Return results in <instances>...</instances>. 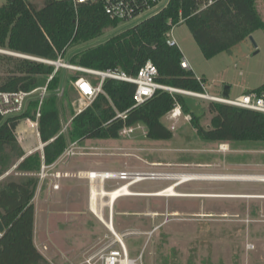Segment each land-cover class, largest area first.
Masks as SVG:
<instances>
[{"label": "rangeland", "instance_id": "1", "mask_svg": "<svg viewBox=\"0 0 264 264\" xmlns=\"http://www.w3.org/2000/svg\"><path fill=\"white\" fill-rule=\"evenodd\" d=\"M6 1L0 0V5ZM34 1L39 5L42 2ZM256 6L264 19V0H257ZM149 14L146 12L129 22H120L107 28L99 37L69 46L64 57L60 58L61 62L77 66L69 62L72 55L104 42ZM250 35L252 39L248 36L230 50L205 58L186 24L175 25L170 32L195 76L204 79V90L209 92L208 95L222 96L227 85L229 98L255 91L264 84V31L257 29ZM0 53L22 54L2 48ZM58 58L47 60L56 61ZM53 66V73L59 68L64 70L63 91L56 93L62 130L66 125L64 122L71 118V112L75 113L72 103L87 106L75 90L70 75L79 74L95 85L101 79L89 71ZM6 68L5 62H0V82L6 75ZM184 97L189 107L199 114L200 123L208 125L213 115L208 109V96L184 94ZM174 108L180 111L177 118L171 115ZM174 108L162 119L173 131L171 138L150 139L145 135L144 124L138 122L133 125L131 133L120 134L117 138L77 140L76 150L103 154L72 155L70 160L81 165L91 163L88 167H94L93 162H98L111 170L136 169L139 166L138 169L163 173L264 175V141L226 142L220 147L218 142L204 140L196 134L190 123L191 116L184 114L179 104ZM68 128L69 123L64 133ZM28 131L21 121L16 133L26 155L28 150L38 146L37 138ZM150 163L155 166L149 167ZM15 166L6 171L8 174L1 175L5 176L3 179L17 180L21 176ZM173 181L147 179L131 186V189L151 192ZM118 183L109 181L107 188ZM44 189L43 186L38 190L37 185L33 198V241L37 250L49 264H102L101 255L110 248H118L119 243L101 222L104 229L99 227L101 232L95 230L93 226L100 225L95 217L80 215L78 200L86 196L84 187L77 186L70 192L61 188L53 193ZM176 190L186 194L225 196L143 195L120 198L113 205V224L125 243L130 264H264L263 181L196 179L182 183ZM103 217L108 219L107 210ZM94 238L98 240L97 245L89 247L88 241Z\"/></svg>", "mask_w": 264, "mask_h": 264}, {"label": "trees", "instance_id": "2", "mask_svg": "<svg viewBox=\"0 0 264 264\" xmlns=\"http://www.w3.org/2000/svg\"><path fill=\"white\" fill-rule=\"evenodd\" d=\"M257 0H168L158 12L114 34L104 42L72 55L69 62L94 70L123 71L135 75L147 61L157 68V82L176 89L204 93V79L190 68L181 66L183 53L177 45H168L166 34L173 26L186 24L205 58L228 51L254 30L264 31V19ZM119 22L110 20L99 3L74 5L70 0H7L0 5V48L38 58H63L69 46L99 37ZM6 75L0 90L29 91L47 84L41 101L29 97L24 112L3 118L0 115V176L16 164L21 176L0 178V264H49L34 241L33 198L38 185L35 175L41 153L26 150L16 137V128L26 118H34L37 109L39 137L44 162L53 163L66 146L84 138H117L124 126L144 124L150 139H169L173 131L162 121L175 104L196 134L216 142L264 141V112L210 100L212 117L202 125L199 114L185 101L183 93L158 89L153 96L134 106L135 84L106 78L102 93L80 112H71L66 133L61 132V118L56 89L64 80L60 68L40 60L0 53ZM52 75L50 79L49 76ZM79 74H71L75 81ZM264 93V84L255 91ZM248 92V93H251ZM124 113L125 118L117 116ZM2 179V180H1Z\"/></svg>", "mask_w": 264, "mask_h": 264}, {"label": "built area", "instance_id": "3", "mask_svg": "<svg viewBox=\"0 0 264 264\" xmlns=\"http://www.w3.org/2000/svg\"><path fill=\"white\" fill-rule=\"evenodd\" d=\"M74 5L77 4H88V3H99L107 17L112 21L120 22H129L133 18L140 17L146 12H150L149 15L158 12L162 7H164L168 0H70ZM172 30V29H171ZM166 34V42L168 45H177L174 37L170 36V32ZM42 62L49 63L55 66L61 67H69L74 70L80 71H89L100 76V82L98 84H93L89 79L84 77L77 78L73 86L75 90L78 92L79 97L85 101L88 105L98 93H102V84L106 78L123 80L127 82H131L135 84L134 91V106H137L148 98L153 96V94L158 90H166L169 92H180L183 94L193 95L205 97L208 96L210 100L219 101L223 103H227L230 105L244 107L249 109H254L258 111L264 112V93L257 95L256 93H244L238 95L234 98L217 96L214 94H210L207 91L204 93H196L186 90L176 89L167 85H163L157 82L156 77L158 75V71L156 66L151 62L147 61L143 66H141L135 75H127L123 71H116L111 69L106 70H94V69H86L80 66L69 65L61 62L60 57L56 61L47 60V59H39ZM181 66L184 68H189L186 60L183 58L181 60ZM52 75L49 76L50 79ZM204 87V86H203ZM39 91L38 94L35 93ZM47 91V84L34 88L29 91L18 90V91H8V90H0V115L3 118H7L10 116L18 115L27 107V102L30 96L36 94L39 98V101L42 100ZM63 91V87H58L56 89V93L60 94ZM177 109L174 108L171 112L173 118H177L180 115V112L177 114ZM82 107L78 108L77 111L80 112ZM40 116L39 109H37L34 118L26 117L22 121L24 122L25 128L31 130L36 138L38 139V146L33 147L32 149L27 151V154H30L36 150H39L41 153V164L39 170L36 172V176L38 177V183L40 184L42 181L48 179V188L51 187L53 189H57L59 187L58 183L54 182V178H59V172H51V168H53V163L47 164L44 162L43 156V146L45 143L41 142L39 137V128H38V118ZM117 116L125 118L124 113H117ZM67 124L63 126L61 132L66 130ZM17 129V128H16ZM133 125L124 126L120 130V134H129L133 131ZM16 133V131H15ZM16 137L19 140L17 133ZM76 142H71L66 146L63 153L60 155V158L65 159L76 153ZM159 171H134V170H117V171H103V172H87L86 175L90 178L99 177L101 179H116L123 180L124 183H136L139 176H151L153 178L148 179H158L157 176L160 175ZM8 174V172H6ZM5 174V175H6ZM3 177V176H1ZM0 177V178H1ZM146 180V179H144ZM111 221V217L109 218ZM3 231H0V237L3 235ZM111 246V245H109ZM110 248V247H109ZM102 264H125L126 260H129L128 252L125 249V246L119 243L118 248H110L106 253L102 254L100 257Z\"/></svg>", "mask_w": 264, "mask_h": 264}, {"label": "crops", "instance_id": "4", "mask_svg": "<svg viewBox=\"0 0 264 264\" xmlns=\"http://www.w3.org/2000/svg\"><path fill=\"white\" fill-rule=\"evenodd\" d=\"M183 58L186 60L189 68L192 70L191 66H190V63L188 62V60L184 57V54H183ZM197 78H200L199 76H197ZM203 86H205V84L203 83ZM205 89V87H204ZM209 93V92H208ZM229 94V93H228ZM80 103L78 102H75V103H72V109L75 111V114L78 113L77 109L80 108L81 106H79ZM86 105H84L82 107V109L85 107ZM72 117L64 122L65 124H68L70 121H71ZM61 123H63V121L61 120ZM25 127V125H24ZM29 130V129H27ZM31 131V130H29ZM28 131V133H29ZM31 133H33L31 131ZM34 134V133H33ZM36 137V136H35ZM38 140V139H37ZM73 142H76V149L78 147L77 145V141H73ZM219 146L221 147V145H224L226 144V142H219L218 143ZM223 147V146H222ZM76 153L74 155H86V153H89V155H102L103 153L102 152H85V151H80V150H76ZM72 156L68 157V158H65V159H62L60 158V156L53 162V168H51V172H59L61 175L59 178H54V182L58 183L59 187L57 189H53L51 187L48 188V179L50 178H47L46 180L42 181L40 184L38 183V190H40L43 186L45 187V191L47 192H56V191H59L61 188L62 189H65L66 191L70 192L72 191L73 188H76L77 186L79 187H84V190L86 192V196L81 200L79 201L78 200V204L79 205V213L80 215H85V216H93L95 217L97 220H98V223L100 225H98L97 227L96 226H93L95 228L96 231H100V229H104L103 228V225L107 228L106 224L101 222L98 218V214H101L103 216V213L105 210H107V217L108 219H105V220H108L110 223L112 221V224H113V215H114V208H113V205L115 202H117L120 198L122 197H129V196H143V195H122V196H119L117 197L114 202H113V205H108L107 204V201H104V198L108 200V196L105 195L103 196L102 199H99V197H97L98 199H96L95 201H92L91 199V195H90V191H91V187L92 185L96 186V188L99 189V187L105 189L106 191H110L114 188H117L121 185L124 184V181L123 180H116V179H101L99 177H88L86 175L87 172H90V171H94V172H103V171H117V170H111L109 169L108 167L105 168L103 167L104 164L102 163H98V162H93L94 163V167H88L91 165V163H86L85 165H81L80 163L78 162H72V160H70ZM153 163H150L149 167L151 166H155V165H152ZM157 166V165H156ZM139 166L136 168V169H127V168H123V169H119V170H134V171H155V170H142V169H138ZM180 173V172H178ZM181 173H188V172H183L181 171ZM147 180V179H146ZM109 181H115L116 183H118V181H122L121 183H118L116 186L112 187V188H107V183ZM143 181V180H142ZM141 182V181H139ZM138 182L132 184L131 186L137 184ZM131 186H129V189L131 191H133L131 189ZM159 189V188H158ZM158 189H152V190H158ZM133 192H138V193H151V192H154V191H151V192H146L145 190L143 189H134ZM150 196H155V195H150ZM101 200V201H100ZM92 206H95V210L94 208H92ZM118 211V210H117ZM119 211H122V210H119ZM111 217V221L109 220V218ZM103 224H101V223ZM100 227V229H99ZM113 227H114V224H113ZM108 229V228H107ZM115 229V228H114ZM109 232H111V230L108 229ZM34 236V234H33ZM79 237V236H78ZM98 243V240L96 238L94 239H91L88 241V246L89 247H92L94 246V244L97 245ZM111 244V243H110ZM109 244V245H110ZM70 249L72 246H69ZM85 247V246H84Z\"/></svg>", "mask_w": 264, "mask_h": 264}, {"label": "bare ground", "instance_id": "5", "mask_svg": "<svg viewBox=\"0 0 264 264\" xmlns=\"http://www.w3.org/2000/svg\"><path fill=\"white\" fill-rule=\"evenodd\" d=\"M179 109H177V114L179 113ZM225 147L223 146L222 149ZM148 178H153L151 176H139V178L136 179V181L144 180ZM158 179H174V181L167 186H165L162 189H159L157 191L151 192V193H138L133 192L129 189V186H131L134 183H127L125 182L123 185L114 188L110 191H106L105 189L99 187L96 188V186L92 185L91 191H90V197L92 201H95L98 199H102L103 196L107 195L108 205H113L114 200L122 195H155V196H225L222 194H186L182 193L176 190V187L181 185L182 183H185L190 180H196V179H221V180H251V181H263L264 182V175H255V174H187V173H160L159 176H157ZM227 196V195H226ZM230 196H244V195H230ZM258 196V195H257ZM97 201V200H96ZM101 201V200H100ZM95 206H92L94 208ZM95 210V208H94ZM98 218L101 222L105 223L107 228L111 230V232L114 234L116 240L118 243H121L125 246V243L122 239V236L115 231L112 221L111 223L108 220H105L104 217L101 214H98ZM126 249V246H125ZM127 250V249H126ZM125 264H130L128 260H126Z\"/></svg>", "mask_w": 264, "mask_h": 264}, {"label": "water", "instance_id": "6", "mask_svg": "<svg viewBox=\"0 0 264 264\" xmlns=\"http://www.w3.org/2000/svg\"><path fill=\"white\" fill-rule=\"evenodd\" d=\"M249 38L252 39V36L249 35ZM16 55L19 56V57H25V58H27V56L22 55V54H16ZM28 58L36 59L37 60V58H35V57H28ZM228 93H229V86L226 85L223 88V92H222L223 95L222 96L227 97L228 96ZM3 230H4V227H3L2 223L0 222V231H3Z\"/></svg>", "mask_w": 264, "mask_h": 264}]
</instances>
